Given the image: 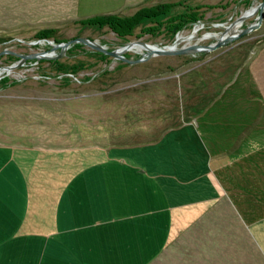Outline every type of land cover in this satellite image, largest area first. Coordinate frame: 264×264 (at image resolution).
Returning <instances> with one entry per match:
<instances>
[{"label": "rangeland", "instance_id": "obj_1", "mask_svg": "<svg viewBox=\"0 0 264 264\" xmlns=\"http://www.w3.org/2000/svg\"><path fill=\"white\" fill-rule=\"evenodd\" d=\"M159 1H181L167 16L185 9L200 16L173 33L164 26L166 14L146 18L125 36L77 20L101 11L128 14ZM258 1L125 0L115 8L87 11L79 9L82 0H0V64L43 49L62 63L59 68L27 56L4 74L9 82L0 79V142L97 144L131 160L141 150L136 161L174 170L169 178L174 190L190 189L183 203L193 214L150 264H264V14L256 28L211 49L136 61L124 59L139 55L133 48L122 57H101L81 41L57 56L59 47L38 34L47 28L44 37L53 41L85 35L107 48L137 38L172 44L176 33L192 38L178 40L175 48L206 44L216 36L199 38L203 32L225 34L252 21L257 10L230 30L218 24H233ZM149 24L159 30L149 31ZM7 53L17 58L9 60ZM79 62L75 72L66 71Z\"/></svg>", "mask_w": 264, "mask_h": 264}, {"label": "crops", "instance_id": "obj_2", "mask_svg": "<svg viewBox=\"0 0 264 264\" xmlns=\"http://www.w3.org/2000/svg\"><path fill=\"white\" fill-rule=\"evenodd\" d=\"M122 1L82 0L79 9ZM137 158L97 144L0 142V264H150L193 215L183 203L190 189L174 190V170Z\"/></svg>", "mask_w": 264, "mask_h": 264}, {"label": "trees", "instance_id": "obj_3", "mask_svg": "<svg viewBox=\"0 0 264 264\" xmlns=\"http://www.w3.org/2000/svg\"><path fill=\"white\" fill-rule=\"evenodd\" d=\"M181 1H159L152 4H144L138 6L134 11L128 14H120L115 11H101V12H94L90 14H86L83 16L78 17V22L82 24H93L97 26L101 25H107L111 30H113L116 34L120 36H125L128 34H131L132 28L139 24L141 20L146 18H154L157 16L165 15V18L167 19V23L164 26H167V30H170L171 33L178 30L182 25L186 24L188 21H193L197 18H199L200 14H198L195 10L192 9H185L184 11H181L179 13L175 14H167L170 11V8L174 5L180 4ZM158 23V21H155ZM149 31H153L154 29L159 30L157 25L149 24L145 26ZM39 36L44 37L48 35L47 28H42L38 32ZM78 44L76 42L73 43V45ZM94 52L98 54L99 56L103 57L106 55L105 52L100 51L98 49H95ZM7 59L11 60L13 58H17V56L14 57V55H11L7 53ZM6 59V60H7ZM46 60L48 63H51L53 65H56V67L61 68L62 66L61 61L58 59V57H41L38 61ZM128 61V60H127ZM11 62V61H10ZM76 64V65H75ZM71 63L69 65V69L66 71L75 72L77 67H80L81 62L79 63ZM3 72L0 76L1 81H8V77L4 75ZM9 82V81H8Z\"/></svg>", "mask_w": 264, "mask_h": 264}, {"label": "water", "instance_id": "obj_4", "mask_svg": "<svg viewBox=\"0 0 264 264\" xmlns=\"http://www.w3.org/2000/svg\"><path fill=\"white\" fill-rule=\"evenodd\" d=\"M251 10L252 11L257 10V14L252 21L246 23L245 25L240 26L233 33H230V34L225 35V36H216V38L214 40H212L206 44L188 43V44H184L180 47L175 48V45H173V44L157 45L154 43H149L143 39L137 38V39L124 41L116 47L107 48L102 43H99L97 40H95L93 38H89L85 35H76V36H73L70 38L61 39V40H57V41H53L52 39H49L47 37H42V39L49 42V44L52 48H54L56 46L59 47V51L56 54L57 56H60L62 54L63 50L70 43L75 42V41H81V42H84V43L92 46L95 49L101 50V51L108 53V54H111L115 57H122V55H123L122 51L125 50L126 47L131 45L133 42H138L144 48L142 51H140L139 55L137 57H134V58H128V57L124 58L128 61H136V60H140V59L144 58L145 56L156 54V53H167V52H173V51H175V52L191 51L192 52V51H199V50H208V49H211L215 46L221 45L225 41H227L228 39L235 37L237 34H240L242 32H246V31H249L253 28H256L260 24L261 19H262L263 14H264V0H259L251 9H250V7H246L244 10H242L237 15V17L235 19H239L240 22H242L243 19L245 18V16L252 12ZM233 20H231L230 22H232ZM218 24L222 28H224L226 26V24H223V23H218ZM27 56L48 57V56H51V53L49 52V50L47 51V49L37 50V51H32V52L19 53V57L16 60L11 61V62L6 63V64H0V73H2V72L6 73L11 68H13L17 64L21 63Z\"/></svg>", "mask_w": 264, "mask_h": 264}, {"label": "bare ground", "instance_id": "obj_5", "mask_svg": "<svg viewBox=\"0 0 264 264\" xmlns=\"http://www.w3.org/2000/svg\"><path fill=\"white\" fill-rule=\"evenodd\" d=\"M254 5H251L250 6V9L253 7ZM252 11V10H251ZM250 11V12H251ZM248 15V14H247ZM246 15V16H247ZM245 16V17H246ZM240 23V20L239 19H236L235 20V22L233 23V24H230V25H226L223 29L224 30H230V29H232V28H234V27H236V25L237 24H239ZM198 27L197 26H195L192 30L194 31H196V29H197ZM194 31V32H195ZM236 30H231L230 32H228V33H225V34H219V35H217L216 33H214V32H203L201 35H199V38H203V37H207V36H210V35H214V36H225V35H228V34H230V33H233V32H235ZM193 32V33H194ZM192 34V33H191ZM190 38H192V36L190 35V34H186V35H182V36H179V35H177V33H176V35H175V40H174V42L172 43L173 45H175L176 44V42L178 41V40H180V39H190ZM168 45H170V44H168ZM128 48H130V49H135L136 51H138V52H140V51H142V47H141V45L138 43V42H133L131 45H129L128 47H126V49H128Z\"/></svg>", "mask_w": 264, "mask_h": 264}]
</instances>
